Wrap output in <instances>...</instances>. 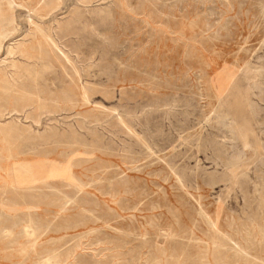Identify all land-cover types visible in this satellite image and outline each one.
Here are the masks:
<instances>
[{
    "label": "rangeland",
    "instance_id": "1",
    "mask_svg": "<svg viewBox=\"0 0 264 264\" xmlns=\"http://www.w3.org/2000/svg\"><path fill=\"white\" fill-rule=\"evenodd\" d=\"M13 1L0 264H264V0Z\"/></svg>",
    "mask_w": 264,
    "mask_h": 264
},
{
    "label": "bare ground",
    "instance_id": "2",
    "mask_svg": "<svg viewBox=\"0 0 264 264\" xmlns=\"http://www.w3.org/2000/svg\"><path fill=\"white\" fill-rule=\"evenodd\" d=\"M13 1V0H12ZM14 2V1H13ZM11 3V2H10ZM12 4V3H11ZM16 5V4H15ZM8 6V5H7ZM7 8H9V7H7ZM13 8V7H12ZM1 10V9H0ZM263 17V16H262ZM5 36H3V39L2 40H4L7 36H6V34H4ZM1 45V44H0ZM1 47V46H0ZM20 50V49H19ZM181 188V187H180ZM197 200H198V198H197ZM198 208V207H197ZM168 234V233H167ZM263 234V233H262ZM220 236V235H219ZM168 237V236H167ZM221 237V236H220ZM167 239H169V238H167ZM29 246V245H28ZM20 247V246H19ZM24 247V246H23ZM214 247V246H213ZM26 250V249H25ZM241 253V252H240ZM57 254V253H56ZM236 254V253H235ZM258 258V257H257ZM180 260V259H179Z\"/></svg>",
    "mask_w": 264,
    "mask_h": 264
}]
</instances>
